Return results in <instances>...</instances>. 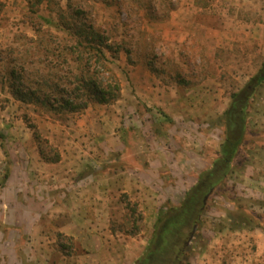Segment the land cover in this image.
I'll use <instances>...</instances> for the list:
<instances>
[{
  "label": "rangeland",
  "instance_id": "rangeland-1",
  "mask_svg": "<svg viewBox=\"0 0 264 264\" xmlns=\"http://www.w3.org/2000/svg\"><path fill=\"white\" fill-rule=\"evenodd\" d=\"M60 15L113 47L117 101L54 112L13 92L52 94L45 81L76 69ZM52 46L63 70L43 57ZM263 63L264 0H0V264H132L158 218L213 170L225 175L184 264H262L264 82L226 167L221 145L232 96ZM27 119L59 162L41 158Z\"/></svg>",
  "mask_w": 264,
  "mask_h": 264
},
{
  "label": "trees",
  "instance_id": "trees-1",
  "mask_svg": "<svg viewBox=\"0 0 264 264\" xmlns=\"http://www.w3.org/2000/svg\"><path fill=\"white\" fill-rule=\"evenodd\" d=\"M147 11L151 12V3H147ZM175 10V7L172 6L167 9L166 16L163 17V20H167L170 16V13ZM155 11V8H153ZM76 17L81 15V12L76 11ZM63 13V12H62ZM151 15V14H149ZM151 17V16H150ZM153 17V16H152ZM43 22L51 24L52 22L49 19L40 18ZM80 21V23H79ZM74 20L72 22L67 21L62 18L60 15L58 20L59 29L64 31L67 34L69 40H66V46L63 48L66 53L73 55L76 58L77 67L73 71L71 68H68L63 77V85L58 83H50L48 80L45 81L44 86L46 89L51 90L52 94H45L42 90L41 92H34L28 88V92L24 93L18 86L12 84L14 87V93L17 96H20V100L23 102L41 104L46 106L49 110L58 112V111H67L69 113H76L88 108L92 103L98 104H110L118 100L120 96V83L119 80L110 67L111 63L107 56V53H111L112 57H115V51L112 46H108L107 38H104L97 33L93 26H87L84 22L80 20ZM53 38H49V41H45L48 44ZM56 43V42H54ZM49 44V45H50ZM56 47V48H55ZM61 50L59 46H52L50 51H46L44 56L47 60L51 54L52 58L49 61L50 69H56L60 71V66L68 63L67 59H62L60 53L55 54V50ZM128 57L130 55L128 54ZM57 62V63H56ZM61 70H63L61 68ZM16 70L12 69L9 72L10 77H15ZM264 82V63L253 76L250 81L247 83L245 89L237 94L232 96V103L228 110L225 112V116L228 119V134L226 140L221 145V155L223 160L221 161L223 166L226 167L227 164L235 158L238 147L237 142L240 135L241 122L243 119V111L249 97L255 92L256 89ZM40 91V90H39ZM40 93V94H39ZM47 93V92H46ZM58 94V96L54 95ZM34 97V98H33ZM28 123L30 120L27 119ZM33 131L34 137L38 143L39 154L41 158L48 163H57L60 161V154L55 152V156L52 158L49 157V152H46L42 147V143L48 148V142H44L38 132V129L33 124H29ZM50 153L52 149L48 148ZM47 153V154H46ZM6 155H8L6 153ZM224 171L213 170L205 177L209 179L212 184L217 179H222L224 177ZM10 177V170L6 171L5 180H8ZM214 184V183H213ZM264 223V220L263 222Z\"/></svg>",
  "mask_w": 264,
  "mask_h": 264
},
{
  "label": "flooded vegetation",
  "instance_id": "flooded-vegetation-1",
  "mask_svg": "<svg viewBox=\"0 0 264 264\" xmlns=\"http://www.w3.org/2000/svg\"><path fill=\"white\" fill-rule=\"evenodd\" d=\"M211 185L206 177L198 179L195 188L185 195L181 203L168 208L158 218L147 245L132 264L186 263Z\"/></svg>",
  "mask_w": 264,
  "mask_h": 264
},
{
  "label": "crops",
  "instance_id": "crops-1",
  "mask_svg": "<svg viewBox=\"0 0 264 264\" xmlns=\"http://www.w3.org/2000/svg\"><path fill=\"white\" fill-rule=\"evenodd\" d=\"M141 254V253H140ZM241 258H243V257H241ZM245 259L247 260V258L245 257ZM257 261H259V263L261 262L262 264L264 263V261H262V260H257Z\"/></svg>",
  "mask_w": 264,
  "mask_h": 264
}]
</instances>
